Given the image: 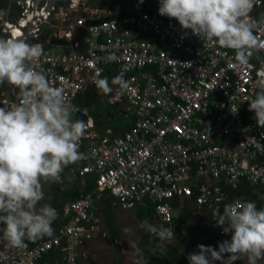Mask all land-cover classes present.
Segmentation results:
<instances>
[{"label":"built area","instance_id":"2783aa9c","mask_svg":"<svg viewBox=\"0 0 264 264\" xmlns=\"http://www.w3.org/2000/svg\"><path fill=\"white\" fill-rule=\"evenodd\" d=\"M11 2L19 15L11 20L0 11V38L43 46L45 55L33 67L63 88L76 109L74 118L85 116L79 151L86 158L78 162V175L94 176L96 184L66 203L52 237L34 244L26 238L21 248L0 241V264H39L45 255L52 256L51 264H95L102 243L123 244L120 236L110 235L99 202L103 196L112 210L149 199L158 215L156 227L173 230L181 207L176 203H189L193 222L217 249L232 233H224L215 220L226 204L240 200L229 189L249 187L264 205V128L248 110V100L259 91L256 81L264 78L256 52L247 65L239 64L233 50L203 42L174 18L159 15V0H116L115 5L70 0L52 7L45 0ZM251 17H264V0H257ZM109 67L112 91L101 98L107 124L99 128L76 99L96 87L94 81L105 78ZM117 76L126 88L113 83ZM15 102L12 86L0 93V106ZM115 113L127 120L121 129ZM153 236L162 249L175 240V234L167 240ZM233 264H247V258Z\"/></svg>","mask_w":264,"mask_h":264},{"label":"clouds","instance_id":"9594fccd","mask_svg":"<svg viewBox=\"0 0 264 264\" xmlns=\"http://www.w3.org/2000/svg\"><path fill=\"white\" fill-rule=\"evenodd\" d=\"M256 3L159 0L158 13L174 18L203 42L234 50V60L247 65L253 52L264 50V17H251ZM44 55L38 43L0 38V85L6 82L16 91L15 103L0 106V224L4 225L0 241L12 248L24 247L26 238L35 242L54 235L52 225L59 217L58 210L49 204L36 207L44 198L42 181H61L65 168L86 158L79 151L86 124L74 118L76 109L66 101L63 88L52 86L33 67ZM94 83L101 95L112 91L106 77ZM113 83L127 87L122 76L115 77ZM256 86L259 91L248 100V110L254 112L257 126L264 128V78L257 80ZM215 221L224 233H232L231 239L220 243L218 249L197 245L199 252L187 256L189 264H233L241 257L247 258V264H258L264 259V209L258 210L255 202L226 204ZM141 227L161 240L174 238L171 228L147 222ZM224 254H228L226 259Z\"/></svg>","mask_w":264,"mask_h":264},{"label":"trees","instance_id":"16d2710c","mask_svg":"<svg viewBox=\"0 0 264 264\" xmlns=\"http://www.w3.org/2000/svg\"><path fill=\"white\" fill-rule=\"evenodd\" d=\"M113 73H114L113 69L109 67L108 70L106 71L105 77L109 79L112 77ZM89 94L92 95L93 97L91 96L89 97L88 96ZM99 100L100 99H99L98 90L95 87L94 89H91L88 94H82L79 98H77L76 104L82 107L88 108L95 119V123L97 127L102 128L106 125L103 122L104 120H106L105 112L106 110H108V107L106 104L104 105L103 103L99 102ZM101 105H103L105 109L104 113H103V110L101 111L102 109ZM121 125H122L121 123L118 124L117 128L121 129V127H123ZM78 167H79V163L77 162L75 166V170L77 168V171L76 172L74 171V174L72 176V181L64 190H61L62 192H60L58 184L54 183L53 181L52 184H53L54 190L52 191L53 192L52 195L54 196H52V201H54L55 200L54 197L59 194H61V196H63L65 200H70V199H74L80 196L81 194H86L88 192H91V188L94 187L96 184L95 177L87 174L84 177H82V179L84 180L83 185L76 183L81 178L79 177V179L77 180ZM229 192H230V195H232L233 197H238L241 201L255 202L258 210L264 209V205L260 200H258L256 192L249 187L242 186V187H239V189L235 191H232L231 189H229ZM99 202L101 204L102 212L105 215V222L109 229L110 234L113 237L120 236L121 230L116 220L114 219L113 210L110 206V199L103 196L100 198ZM176 204L178 206L181 205V207L178 208L180 215L174 218L175 240L173 244L165 245L166 250L163 253L155 252L156 253L155 255L152 253L145 254L144 261L142 262L136 261L134 264H189L187 256L189 253H192L195 248H197L198 244L188 236L186 225H187V221L189 220L193 222L196 216L190 212L189 203L185 202L182 204H178V203ZM52 206H55V204H53ZM154 208L155 207L153 203L149 199H145V201H143V204H138L133 209L135 211V214H137V216L139 217V219L144 220L146 218H149V219L158 218V215L156 214ZM60 224H61V221L59 220L58 221L55 220L53 222L52 227L54 229V234L56 233L55 230H57ZM194 228L197 230L199 227L195 225ZM199 230L202 233H205L202 227L199 228ZM43 238H47V236ZM144 238L145 240L148 241L147 235H145ZM156 241H159V240L157 239ZM30 242L34 244L36 241L35 242L30 241ZM183 250L184 251L187 250V253H185L184 255H181V253H183ZM56 254L58 258H61L62 254L59 253V251H57ZM52 262H53L52 256L45 255L43 259L39 262V264H51ZM114 264H118V263L114 262Z\"/></svg>","mask_w":264,"mask_h":264},{"label":"rangeland","instance_id":"374dc122","mask_svg":"<svg viewBox=\"0 0 264 264\" xmlns=\"http://www.w3.org/2000/svg\"><path fill=\"white\" fill-rule=\"evenodd\" d=\"M115 5L116 0H100V4H106L111 2ZM98 3V4H99ZM99 4V5H100ZM105 105V104H104ZM103 110L104 107L102 106ZM115 120H117L119 123H121L122 125L127 123V120L124 119V117L122 115H119L117 113H115ZM107 124V122H106ZM81 180V179H80ZM82 181V182H81ZM80 184L83 185L84 181L81 180ZM51 181L49 182H44L42 181V185H43V193H44V198L38 202L37 204V210L42 207L44 204H49L51 205L52 202V196H51V192H52V187L53 185L50 184ZM113 214H114V219L116 220L117 224L119 225V228L121 230V236L123 239V244L118 246L115 243V240L112 239H108L106 241V243H102L101 244V249H98L97 251L99 252V258L97 259V261H99V264H112L114 262H118V264H123V259L125 258L124 252L121 250L122 247L128 249H140L142 246H144L147 242V240H145L144 236L147 235L148 236V240L149 243H147L145 245V247L148 248L146 254L152 253V254H156L155 252H165V246L163 247V249L161 248V246L159 244H157V242H155V240H153V234L146 231L144 227H141V225L144 222H147L148 224H152L155 225L157 224V221L155 220V218H146L144 220H140L139 217L137 216V214H135V211L133 208H122V207H115V209L113 208ZM196 225V222H192L191 220L187 221V233L188 236L195 241L198 245H204L205 244V238H207L205 235V233H202L199 228H201V225H199L198 229L196 230L194 227ZM206 245V244H205ZM207 246H209V242L207 244ZM120 247V248H119ZM214 248V247H213ZM214 249H217L214 248ZM163 250V251H162ZM199 249L198 247L194 249V251L192 253H198ZM137 255L132 256L133 258H135L136 260H143V253L142 252H137ZM185 253H187V250L184 251L183 253H181V255H184ZM145 256V255H144ZM145 258V257H144ZM134 260V259H133ZM130 260H126L124 262V264H130L129 262ZM134 262V261H133ZM132 262V263H133ZM215 261H213L212 263H214Z\"/></svg>","mask_w":264,"mask_h":264},{"label":"crops","instance_id":"0c3cea01","mask_svg":"<svg viewBox=\"0 0 264 264\" xmlns=\"http://www.w3.org/2000/svg\"><path fill=\"white\" fill-rule=\"evenodd\" d=\"M19 10H20V8L16 5V4H14V3H12L11 2V0H3V1H1L0 2V11H3V12H5L6 14H7V18L8 19H11V20H14V19H16L17 17H18V15H19ZM10 88H11V86L10 85H8L6 82L4 83V84H2V85H0V93H2V92H4V91H9L10 90ZM95 87H91L88 91H86V92H84L83 94H88L89 93V91L91 90V89H94ZM99 94V93H98ZM89 97L91 96V97H93L92 95H88ZM101 98H102V95L101 94H99V102H101V103H103V104H105L102 100H101ZM97 101V100H96ZM102 106L103 105H101V108H102ZM103 110V108L101 109V111ZM103 113H104V110H103ZM102 113V114H103ZM106 113V112H105ZM75 166H76V164H72V165H70L69 167H67V168H65L64 169V171H63V173H62V178H61V181H59V182H55L54 181V183H56V184H58V187H59V189H60V192H62L61 190H64L69 184H70V182L72 181V176H73V174H74V171L76 172L77 171V168H76V170H75ZM79 179V175L77 176V180ZM81 180H83L82 179V177L80 178ZM81 180H79V181H77L76 183H78V184H80L82 181ZM76 181V180H75ZM81 181V182H80ZM84 181V180H83ZM51 183H53V181H51ZM50 183V184H51ZM81 185V184H80ZM52 193L53 192H51V196H54V195H52ZM61 194H59V195H56L54 198H55V200L54 201H52L51 202V206L53 205V204H55V206H52L53 208H55V209H57L58 210V212H59V217H58V219H56V221H60V219H61V214H62V212H63V209H64V207L66 206V203L68 202L67 200H65L64 198H63V196H61ZM56 231V230H55ZM206 242H208V240L205 238L204 239ZM147 243H149V240L146 242V244ZM145 244V245H146ZM145 245L144 246H142L140 249H136V250H133V249H126V248H124V247H122L121 248V250L124 252V259H123V264H124V262L126 261V260H130L129 262H130V264H134L136 261H141V260H136L135 258H133L132 256H134V255H137L138 253L137 252H142L143 253V260L142 261H144V255L146 254V252H147V249H149L148 248V245H147V247H145ZM120 248V247H119ZM147 248V249H146ZM134 259V260H133ZM134 261V262H133ZM141 261V262H142ZM99 261H97L95 264H99L98 263ZM133 262V263H132ZM116 263H118L117 261H116ZM112 264H114V263H112Z\"/></svg>","mask_w":264,"mask_h":264},{"label":"water","instance_id":"95a60500","mask_svg":"<svg viewBox=\"0 0 264 264\" xmlns=\"http://www.w3.org/2000/svg\"><path fill=\"white\" fill-rule=\"evenodd\" d=\"M3 0H0V2ZM70 0H45V3H47L48 7H52L53 5H55L58 2H62L64 5H68ZM14 2V1H13ZM84 30H82V35L79 37L80 39H83L84 36ZM256 56L259 58L260 62L264 63V54L263 53H259L256 52ZM77 118L80 120H84L85 116H82L80 113L77 114Z\"/></svg>","mask_w":264,"mask_h":264},{"label":"flooded vegetation","instance_id":"af4514ba","mask_svg":"<svg viewBox=\"0 0 264 264\" xmlns=\"http://www.w3.org/2000/svg\"><path fill=\"white\" fill-rule=\"evenodd\" d=\"M6 1V0H5ZM51 185H53L52 183H51ZM53 188V187H52ZM54 189H52V191H53Z\"/></svg>","mask_w":264,"mask_h":264}]
</instances>
